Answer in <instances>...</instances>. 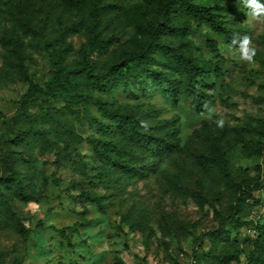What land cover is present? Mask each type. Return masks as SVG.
I'll list each match as a JSON object with an SVG mask.
<instances>
[{
  "label": "rangeland",
  "instance_id": "374dc122",
  "mask_svg": "<svg viewBox=\"0 0 264 264\" xmlns=\"http://www.w3.org/2000/svg\"><path fill=\"white\" fill-rule=\"evenodd\" d=\"M188 3L0 0V264H264V20Z\"/></svg>",
  "mask_w": 264,
  "mask_h": 264
},
{
  "label": "trees",
  "instance_id": "16d2710c",
  "mask_svg": "<svg viewBox=\"0 0 264 264\" xmlns=\"http://www.w3.org/2000/svg\"><path fill=\"white\" fill-rule=\"evenodd\" d=\"M160 4V6H162V9L167 13L170 14L172 12H175L177 10H180V8L182 6H187L189 7L190 4L188 3V0H157ZM191 9H193V11H196L198 13H200L201 15L205 14L210 22H213L214 26L216 28H219V25H217L216 22H214V19L211 18L212 16L210 15L209 12H207V10H203L200 8H194L192 6H190ZM152 27L154 28V31L158 30L159 25L154 23V20L152 21ZM168 29V27L166 28ZM172 60H171V66L172 68H174L176 71L181 72L182 74L186 75L190 81L191 87H193V90L195 92V94L198 96L199 99H201V101H203V99H208L209 96L208 95H204L203 93H201L200 90H197L195 85H194V74L196 69H194L191 65H189L188 60L185 59L184 57L176 54L174 52V54H172ZM138 64L140 66H142L143 70L148 73L149 75H153V76H157V79H160V73L156 72L155 70H152V68L149 65V57H145L143 56L139 61ZM126 66V62H123L119 65H116L113 68V73L116 74L120 79L124 78V75L127 73V69H125ZM174 81L171 80V83H169V87L173 86ZM34 91L37 92H41L42 89L37 86V85H32L31 86V90H30V94L27 96V98H30L32 96V94L34 93ZM253 129H256L253 127ZM130 132L137 138V140H141V138L143 137V135H141L136 129H131ZM154 143H156L157 145V150L160 152V154H164L167 151L173 150L175 145L167 142L165 140H159L156 139L154 141Z\"/></svg>",
  "mask_w": 264,
  "mask_h": 264
},
{
  "label": "clouds",
  "instance_id": "9594fccd",
  "mask_svg": "<svg viewBox=\"0 0 264 264\" xmlns=\"http://www.w3.org/2000/svg\"><path fill=\"white\" fill-rule=\"evenodd\" d=\"M246 3L248 7L254 9V12L250 13L253 18L264 20V0H246ZM240 51L243 54V59L249 63L256 56V49L251 47V41L247 36L243 39ZM220 123L222 124L223 121Z\"/></svg>",
  "mask_w": 264,
  "mask_h": 264
}]
</instances>
